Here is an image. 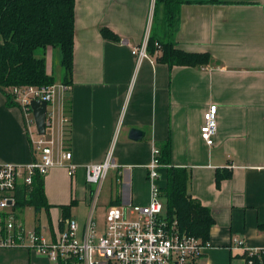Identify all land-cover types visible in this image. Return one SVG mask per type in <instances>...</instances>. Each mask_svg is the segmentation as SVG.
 I'll return each mask as SVG.
<instances>
[{"label": "crops", "instance_id": "obj_1", "mask_svg": "<svg viewBox=\"0 0 264 264\" xmlns=\"http://www.w3.org/2000/svg\"><path fill=\"white\" fill-rule=\"evenodd\" d=\"M152 4L75 0L73 74L66 94L74 175L54 167L43 177L48 210L27 205L4 212L51 240L62 216L59 206L73 202L69 215L83 225L95 190L84 166L102 161L111 145L121 167L100 185L97 219L109 204H146L151 148L168 141L167 166L189 172L188 192L214 218L208 246L193 264H246L234 241L264 246V0H182L172 40L186 52L209 53L212 61L203 66H169L158 60V49L137 60L132 49L141 42ZM102 27L119 40L104 38ZM6 102L0 91V163H28L32 153L21 111ZM211 103L218 107L217 130L207 146L200 126ZM133 127L144 131L141 139L129 138ZM166 168L162 164L161 185ZM217 172L230 174L218 186ZM26 207L33 211L30 222ZM0 264L56 263L26 247H0Z\"/></svg>", "mask_w": 264, "mask_h": 264}, {"label": "built area", "instance_id": "obj_2", "mask_svg": "<svg viewBox=\"0 0 264 264\" xmlns=\"http://www.w3.org/2000/svg\"><path fill=\"white\" fill-rule=\"evenodd\" d=\"M153 8L154 4L140 44L132 49L138 61L148 58L147 42ZM70 90L71 84L62 82L57 86L54 83L16 85L6 89L21 111L32 160L24 164L0 163V215L14 205L16 186L21 183L30 186L33 174L44 177L54 167H65L71 177L74 175L76 164L70 162L71 152L66 142L70 117L65 104ZM32 100L47 103L42 134L35 124L30 106ZM217 108V104L211 103L203 113L200 137L207 146L214 144ZM120 167L114 159L112 145L102 161L84 166L86 182L94 185L95 190L82 226L69 216L63 227L57 229L54 238L47 240L35 229L25 230L16 225L13 216L7 215L4 227H0V247H26L46 255L56 264L71 258L78 264H193L203 255L208 241L179 231L177 221L167 216L160 191V149L155 145L146 164L149 201L146 204H109L102 218L97 219L95 205L100 185L109 171ZM1 220L2 217L0 225ZM234 247L242 250L246 264H253L254 257L264 264V246L250 248L240 238L234 241Z\"/></svg>", "mask_w": 264, "mask_h": 264}, {"label": "trees", "instance_id": "obj_3", "mask_svg": "<svg viewBox=\"0 0 264 264\" xmlns=\"http://www.w3.org/2000/svg\"><path fill=\"white\" fill-rule=\"evenodd\" d=\"M181 3L182 0H154L152 22L160 21L162 29L159 35L153 27L148 38L147 51L152 54L158 49V60L169 66L209 64L212 61L209 53L186 52L176 47L172 40L177 29V14ZM74 8L75 0H0V91L6 96L8 106L16 105L7 94L8 87L43 86L55 82L53 74L47 70L49 48L52 57L54 53L58 57L62 69L61 82L71 83ZM100 32L104 38L119 40L107 27H102ZM69 105L66 99L67 111ZM170 151L168 141L160 147V162L167 167L165 183H160L166 214L177 221L179 231L200 238L203 242L208 241L214 218L209 208L188 192L189 172L181 167L167 166ZM229 176V172H217V186L222 178ZM72 204L73 202L59 206L62 213L59 228L63 227L64 220L70 216ZM27 205L32 206L35 211L42 208L48 210L50 206L44 195L43 177L38 173L33 174L30 186L23 183L16 186L13 208L21 209ZM5 216L6 214L2 215L1 228L4 227ZM260 262V259L253 258V264H261ZM59 264L78 262L71 258L60 261Z\"/></svg>", "mask_w": 264, "mask_h": 264}, {"label": "rangeland", "instance_id": "obj_4", "mask_svg": "<svg viewBox=\"0 0 264 264\" xmlns=\"http://www.w3.org/2000/svg\"><path fill=\"white\" fill-rule=\"evenodd\" d=\"M151 20H153V15L151 17ZM152 23H154V22H152ZM151 26H152V24H151ZM153 27H154V30L157 31V34L160 35L161 34L160 29H162L161 22L158 20H155ZM51 53H52V51L49 48L48 53H47V66H48L49 72H51L53 74L54 81H55L54 84H55V86H57V85L61 84L62 69L58 63V57H57L56 53L53 54L54 57H52ZM31 127H33V126L31 125ZM108 177H109V174H108ZM107 187H108V184L106 183L104 186V191L107 189ZM26 210H27V212L25 214L26 215L25 219L27 222H30L33 220V211L31 210V208L29 209L28 207H26ZM80 226H82V225H80ZM27 230H30V229H27Z\"/></svg>", "mask_w": 264, "mask_h": 264}, {"label": "water", "instance_id": "obj_5", "mask_svg": "<svg viewBox=\"0 0 264 264\" xmlns=\"http://www.w3.org/2000/svg\"><path fill=\"white\" fill-rule=\"evenodd\" d=\"M46 102L40 100H32L30 106L34 116L37 130L40 134L44 133L45 130V116H46ZM144 135V131L138 128H131L129 130V138L138 140Z\"/></svg>", "mask_w": 264, "mask_h": 264}]
</instances>
